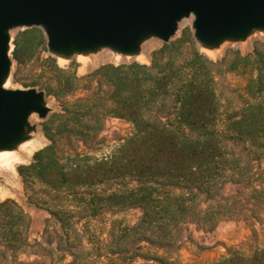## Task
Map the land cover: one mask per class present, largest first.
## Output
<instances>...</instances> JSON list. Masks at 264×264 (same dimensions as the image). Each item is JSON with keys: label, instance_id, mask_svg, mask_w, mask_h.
Segmentation results:
<instances>
[{"label": "trees", "instance_id": "obj_1", "mask_svg": "<svg viewBox=\"0 0 264 264\" xmlns=\"http://www.w3.org/2000/svg\"><path fill=\"white\" fill-rule=\"evenodd\" d=\"M14 45L13 58L19 59L22 46L18 38ZM48 66L52 84L43 90L60 103L59 117L63 120L57 128L58 134L68 133L88 150L99 142L107 117L121 119L131 130L111 155L92 161L91 156L77 152L66 168L58 158L54 135L47 128L51 144L36 151L30 165L20 167L25 179H38L50 191L66 195L68 202L78 203L76 210L64 208L63 213L70 216L68 219L52 209L51 203H39L64 229L68 247L63 251L71 256L64 264H92L93 258L82 254L81 236L74 228L82 219L79 213L95 217L115 207L140 208L142 217L138 223L119 224L117 228L121 237L131 239L125 252L132 253L128 259L139 256L153 259L137 253L140 241L161 246L163 239L175 240L180 224L189 220L194 210L197 195L206 194V200L214 198L226 182L238 181L236 171L241 169L238 165L245 148L255 159L264 157L261 97L264 41L261 39L254 41L251 53L243 55L239 49H229L223 58L213 60L196 47L190 34L183 33L154 50L150 65L132 60L117 66H100L91 78L104 81L107 89L99 88L72 101L67 98L79 87L75 72L59 68L51 59ZM234 71L253 72L245 91L252 99L244 95L241 106L222 111L216 79ZM49 171L53 173L49 175ZM128 179L136 183L134 188L122 185V189L111 194H95L98 185L117 181L122 184ZM175 189L180 194H174ZM30 225L29 214L14 199L0 201V264H45L40 260L16 261L15 253L29 246ZM57 248L61 249V244ZM261 255L245 258L233 251L210 264H264ZM49 259V264H54V259Z\"/></svg>", "mask_w": 264, "mask_h": 264}, {"label": "rangeland", "instance_id": "obj_2", "mask_svg": "<svg viewBox=\"0 0 264 264\" xmlns=\"http://www.w3.org/2000/svg\"><path fill=\"white\" fill-rule=\"evenodd\" d=\"M193 19V14L181 18L170 41L179 38L183 33L190 34L196 47L213 60L223 58L229 49H239L243 55L251 53L255 40L264 41V30L255 29L245 38H226L216 45L200 44L193 34ZM8 33L11 64L2 87L4 89L36 88L43 91L44 106L48 108V113L46 117L41 118L38 113L32 112L27 119L21 140L7 148L13 151L15 157L0 162V201L14 199L31 218L28 229L29 246L15 253L17 262L40 260L49 264V258L52 257L54 264H64L71 260L67 251H63L68 247L64 242V229L46 207L39 203H51L52 209L66 219L70 216L63 213L64 208L76 210L75 206L78 203L68 202L66 195L50 191L38 179H25L24 174L21 175L20 167L30 165L33 162L34 153L51 144L46 135L47 128L54 135L58 158L65 167L71 165L70 159L77 152L91 156L92 161L111 155L123 143L131 130L129 124L121 119L107 117L98 136L99 142L90 145L88 150L68 133L58 134L57 128L63 120L59 117L60 103L55 97L46 95L43 90L52 84L48 70L49 60H53L59 68L75 72L79 78V87L67 98L72 101L89 96L92 92H97L99 88L107 89L104 81L91 78L100 66L105 64L117 66L132 60L150 65L151 53L161 48L164 42L149 35L142 38L136 54L128 56L109 47H97L93 50L68 54L67 62L61 64L56 54L48 49L47 39L41 27L15 26L10 28ZM15 38H18L22 46L19 59L13 58L12 55ZM207 49H210L211 53ZM79 54L87 56L85 63L77 60ZM138 54L143 58L136 59L135 56ZM250 74L253 72L234 71L225 72L217 77L216 88L222 111L241 106ZM31 84L35 86L26 87ZM246 97L250 98V96ZM261 97L264 99V92ZM85 119L83 117V120ZM240 149L241 147H238V150ZM247 151L248 149L245 148L242 162L238 165L241 169L236 171L238 181L226 182L214 198L206 200V194L197 195L193 201L194 210L190 213L189 220L180 224L175 240L163 239L160 241L161 246L152 245L146 240L139 242L140 249L137 253L145 254L153 259L140 256L128 259L132 253L125 254V252L128 251L131 239L121 237L117 228L119 224L131 226L138 223L142 217V210L138 207L127 209L115 207L95 217H85V213L80 210L79 216H82V219L77 221L74 228L81 236V246L84 250L82 254L92 257L93 259L90 260L92 264H161L159 260L173 261L176 264H210L228 256V253L233 251H237L245 258L261 253L263 255H261V261H264V157L260 160L255 159L253 154L248 155ZM50 172L53 173L49 171V175ZM122 185H125V188H134L136 183L129 179L124 180L122 184L121 181L109 182L98 185L95 194H111L122 189ZM173 192L180 194L181 191L175 189ZM113 225L114 228H112ZM36 242H39V245H35ZM59 244L61 249L57 248ZM110 251L116 254L107 256L106 253ZM62 257L63 260H60Z\"/></svg>", "mask_w": 264, "mask_h": 264}, {"label": "water", "instance_id": "obj_3", "mask_svg": "<svg viewBox=\"0 0 264 264\" xmlns=\"http://www.w3.org/2000/svg\"><path fill=\"white\" fill-rule=\"evenodd\" d=\"M191 14L194 37L204 45L264 30V0H0V149L21 140L32 112L48 113L43 91L2 87L11 64L10 28L41 27L55 54L97 47L136 54L146 36L168 43L178 21Z\"/></svg>", "mask_w": 264, "mask_h": 264}, {"label": "bare ground", "instance_id": "obj_4", "mask_svg": "<svg viewBox=\"0 0 264 264\" xmlns=\"http://www.w3.org/2000/svg\"><path fill=\"white\" fill-rule=\"evenodd\" d=\"M207 51L209 53H211V50L210 49H207ZM129 56V54H126ZM56 56H57V59H58V62L61 63V64H64L67 62V59L68 57L63 55L62 53H56ZM136 59H142L143 57L138 54L135 56ZM77 60L81 63H85L87 61V56H84V55H77ZM11 157H15L13 155V151L10 150V149H0V162L2 161H7L9 160Z\"/></svg>", "mask_w": 264, "mask_h": 264}]
</instances>
